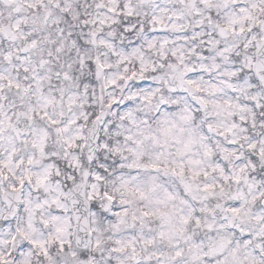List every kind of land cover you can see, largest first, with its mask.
<instances>
[{
	"label": "snow or ice",
	"instance_id": "6c2138e0",
	"mask_svg": "<svg viewBox=\"0 0 264 264\" xmlns=\"http://www.w3.org/2000/svg\"><path fill=\"white\" fill-rule=\"evenodd\" d=\"M0 264H264V0H0Z\"/></svg>",
	"mask_w": 264,
	"mask_h": 264
}]
</instances>
